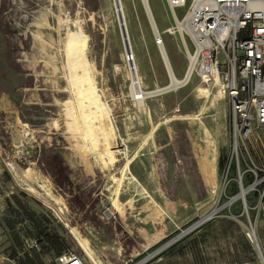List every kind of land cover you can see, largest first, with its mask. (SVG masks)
<instances>
[{
	"label": "rangeland",
	"instance_id": "obj_1",
	"mask_svg": "<svg viewBox=\"0 0 264 264\" xmlns=\"http://www.w3.org/2000/svg\"><path fill=\"white\" fill-rule=\"evenodd\" d=\"M120 2L142 87H166L169 73L142 0ZM148 4L171 69L183 79L180 41L166 32L175 23L167 1ZM188 4L175 9L177 18ZM81 48L95 95L110 111L112 149L85 124L69 59ZM125 56L113 0H0V264H56L65 252L93 264L73 232L102 264H264V208L234 219L221 210L236 195L232 182L221 191L230 161L228 179L236 177L226 101L193 77L140 107ZM63 102L89 142L66 131ZM24 127L29 140L19 151ZM258 154L248 151L241 162L264 166ZM231 210L240 213V203Z\"/></svg>",
	"mask_w": 264,
	"mask_h": 264
},
{
	"label": "built area",
	"instance_id": "obj_2",
	"mask_svg": "<svg viewBox=\"0 0 264 264\" xmlns=\"http://www.w3.org/2000/svg\"><path fill=\"white\" fill-rule=\"evenodd\" d=\"M166 1L175 22L166 32L180 41L187 63L184 76L190 71V79L195 77L201 86L213 89L229 108L236 177L228 179L230 161L221 191L225 194L234 181L244 197L228 199L221 210L234 219L239 217L231 212L234 202L240 203L241 214L249 207L264 208V166L259 161L249 168L241 162L248 151L264 158V139L259 134L264 129V0H189L181 18L175 9L186 7L188 0ZM125 60L129 63L133 56L126 53ZM250 193H255L256 201L248 206L246 196ZM55 263L85 264L71 252L58 255Z\"/></svg>",
	"mask_w": 264,
	"mask_h": 264
},
{
	"label": "bare ground",
	"instance_id": "obj_3",
	"mask_svg": "<svg viewBox=\"0 0 264 264\" xmlns=\"http://www.w3.org/2000/svg\"><path fill=\"white\" fill-rule=\"evenodd\" d=\"M118 1H119L120 11H121V14H122V17H123L124 26H125L126 33H127V40H123L122 39L124 50L125 51L127 50L128 51L127 54H132V56H133V51H132L130 39L128 37L126 23L124 21V14H123V10H122V5H121L120 0H118ZM169 1L172 3V0H169ZM113 5H114L115 15H116V19H117L118 15L120 16V11L118 12L119 6H118V3H117V0H113ZM147 6H148L149 11L151 13V16L153 18V15H152V12H151V8H150V6L148 4V0H147ZM43 20H45V19H43ZM66 21L67 20H65V22ZM41 22L42 23L39 24L40 26H44V23H46V21H44V22L41 21ZM117 23H118V19H117ZM64 24H66V23H64ZM118 25H119V23H118ZM178 28L181 29L182 25H178ZM73 31H75V30H73ZM34 34L39 39H41V36H40L41 33L36 31V33H34ZM76 37H78V36H76ZM41 42H42L41 46H44V42L43 41H41ZM39 48H41V47H39ZM42 49H43V47H42ZM70 52H72V51H70ZM83 52H84V49L81 48L76 54H70L69 59L71 61V67H72L73 75H74V82H75L77 93H78V96H79V99H80V102H81V107H82V111H83V115H84V119H85V124H86V127H87L88 131H89V129L94 128V130L95 129L98 130V133L102 135L101 136L102 138L105 136V138L103 140L102 139L101 140L102 141H107L110 145H112V147H111V149H112V148L116 147V145H115L116 143L114 141L115 139H114V135L112 134V129H111L110 125H108L106 123L107 121H109L110 111L107 108V106L101 101L100 96L97 95V97H96V95H95V89H94L93 83L91 81V78L89 76V71L87 69V66L85 64V60H84V57H83ZM165 55H166V53H165ZM47 58H49V57H47ZM166 58H167V56H166ZM47 60H49V59H47ZM133 60H134V56H133ZM51 64H53V63H51ZM165 65H167L166 68H167L168 73H169V80H170L169 84L166 87H164V88H160V89H157V90H154V91H146L142 87V81H141V78H140V76L138 74L137 66H136L135 61L134 62L130 61L128 63V75H129V78H130V81H131V92H132V95L134 97V100L139 102L140 107L144 106V102H145L146 99L157 96L156 93L159 92V91L163 90L162 94H165V93H169V92H173V91H176L178 89H181V88L185 87L187 84H189V82L191 80L190 79V71L185 75V77L183 79H178L174 75V73H173V71L171 69V66L169 64L168 58H167V61L165 60ZM52 82H53V80H52ZM56 88L59 90L60 87L57 86ZM60 104H61V106L63 108V113L62 114L65 117L66 131L68 132L70 137L74 138L75 137V132L74 131L77 130V132H80V134L83 136L84 142H86V141L89 142V139H90L89 135L84 133V131L82 130V127L80 126V122H77V120H76L75 121V126L73 125L74 122H73V116H72L73 114H72L71 107L68 106V104L66 102H63V103H60ZM73 113H74V116L77 117L76 119H78V107L75 104H73ZM94 115H96V117H97L96 121H94V122L93 121H89L90 117H94ZM57 128H59V124L57 125ZM29 135L30 134L27 133L25 127L22 129V131H18V135L16 137V140H15L16 142L15 143H16L19 151H21V148H23V149H24V147L26 148V145L28 144L26 142H28V140H29L27 137ZM99 139H100V137H99ZM99 139H95V140H99ZM87 147H85L86 150H87ZM114 153L115 152H111V154H113V155H114ZM116 153H118V152H116ZM30 175L31 174L29 172H27V171L23 172L24 178L26 177V179H29V181H31L32 184H34V183L39 184L38 181H37V178L36 179L34 178L35 179V181H34ZM212 184H214V183L212 182ZM214 186H215V189H214L215 192L214 193L218 194L219 186H218V184H216V182H215ZM50 197H51V195H50ZM111 214L113 215V213H109L108 216H111ZM72 234H73L74 238L76 239L79 247L91 259L92 263L93 264H102L95 257L94 253L88 247V245L78 236V234H76L74 232ZM250 235H251V238L253 239L254 243L258 246V249H259V245L257 244L258 243V238H257L256 232H255V229L253 227L251 228V234ZM259 251H260V249H259ZM260 253H261V251H260ZM261 255H262V253H261Z\"/></svg>",
	"mask_w": 264,
	"mask_h": 264
},
{
	"label": "water",
	"instance_id": "obj_4",
	"mask_svg": "<svg viewBox=\"0 0 264 264\" xmlns=\"http://www.w3.org/2000/svg\"><path fill=\"white\" fill-rule=\"evenodd\" d=\"M117 3H118V6H119V1L118 0H117ZM142 5H143V9H144L145 15H146V17L148 19L149 25H150V27L152 29V33L154 35L158 50L160 52V55L162 57L164 65H165V60L167 61V58H166V55H165V51H164V48H163L162 41L160 39V35H159L158 31H157V28L155 26L154 20H153V18L151 16V13H150L149 8L147 6V0H145V1L142 0ZM119 11H120V6L118 8V12ZM117 19H118V23H119V28H120V33H121L122 39L123 40H127V33H126L125 26H124V22H123V17H122L121 11H120V16L118 15ZM125 52L128 53L127 50ZM165 67H167V65H165ZM162 93H163V90L157 92L156 95H159V94H162ZM243 197H244L243 195H240V192H238L237 195H235L236 199H238V198H242L243 199ZM199 223H201V220L198 221L196 224H194V226L198 225ZM256 249H258V246H257Z\"/></svg>",
	"mask_w": 264,
	"mask_h": 264
},
{
	"label": "trees",
	"instance_id": "obj_5",
	"mask_svg": "<svg viewBox=\"0 0 264 264\" xmlns=\"http://www.w3.org/2000/svg\"><path fill=\"white\" fill-rule=\"evenodd\" d=\"M232 183L234 184V189H233V191L235 192V194H237V192H238V189H237V186H236V183L235 182H233L232 181ZM231 183V184H232ZM254 195V194H253ZM255 196V198H256V195H254ZM246 203H247V196H246ZM247 205H248V203H247ZM248 206H250V205H248ZM232 212V211H231ZM233 213V212H232ZM234 214V213H233ZM241 214V212L240 213H238V214H234V215H240ZM168 240H170V239H165V240H163V241H161L160 243H158L155 247H153V250H155V249H157L158 247H160L162 244H164L165 242H167ZM163 252H161L159 255H161ZM60 255V254H59ZM159 255H157L156 257H158Z\"/></svg>",
	"mask_w": 264,
	"mask_h": 264
},
{
	"label": "crops",
	"instance_id": "obj_6",
	"mask_svg": "<svg viewBox=\"0 0 264 264\" xmlns=\"http://www.w3.org/2000/svg\"><path fill=\"white\" fill-rule=\"evenodd\" d=\"M261 131H264V129H263V130H261Z\"/></svg>",
	"mask_w": 264,
	"mask_h": 264
}]
</instances>
